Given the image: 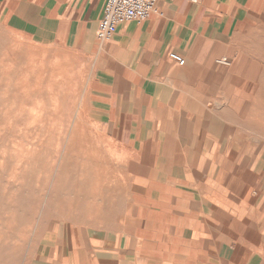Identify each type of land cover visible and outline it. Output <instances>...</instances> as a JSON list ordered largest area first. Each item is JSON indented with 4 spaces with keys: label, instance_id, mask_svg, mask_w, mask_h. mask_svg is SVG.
<instances>
[{
    "label": "crops",
    "instance_id": "obj_1",
    "mask_svg": "<svg viewBox=\"0 0 264 264\" xmlns=\"http://www.w3.org/2000/svg\"><path fill=\"white\" fill-rule=\"evenodd\" d=\"M103 7L0 0L11 32L93 60L90 120L148 168L125 232L78 239L69 231L36 264H264L260 141L246 140L245 116L229 97L247 81L248 61L264 63V0H158L157 13L119 24L101 43Z\"/></svg>",
    "mask_w": 264,
    "mask_h": 264
},
{
    "label": "rangeland",
    "instance_id": "obj_2",
    "mask_svg": "<svg viewBox=\"0 0 264 264\" xmlns=\"http://www.w3.org/2000/svg\"><path fill=\"white\" fill-rule=\"evenodd\" d=\"M93 63L34 44L0 20V264H36L69 231L113 238L130 226V196L147 163L90 120ZM245 73L230 109L245 116L246 140L260 141L254 158L264 165V63L248 61Z\"/></svg>",
    "mask_w": 264,
    "mask_h": 264
},
{
    "label": "built area",
    "instance_id": "obj_3",
    "mask_svg": "<svg viewBox=\"0 0 264 264\" xmlns=\"http://www.w3.org/2000/svg\"><path fill=\"white\" fill-rule=\"evenodd\" d=\"M197 5L200 0H189ZM104 7L100 19L96 39L107 42L116 31V27L124 22L141 23L158 11V0H103ZM169 59L178 66L184 65V59L175 53L169 54ZM226 63V60H221Z\"/></svg>",
    "mask_w": 264,
    "mask_h": 264
},
{
    "label": "bare ground",
    "instance_id": "obj_4",
    "mask_svg": "<svg viewBox=\"0 0 264 264\" xmlns=\"http://www.w3.org/2000/svg\"><path fill=\"white\" fill-rule=\"evenodd\" d=\"M64 65V64H63Z\"/></svg>",
    "mask_w": 264,
    "mask_h": 264
}]
</instances>
